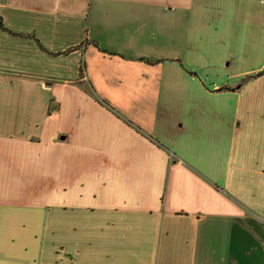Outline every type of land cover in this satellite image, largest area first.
<instances>
[{
  "label": "crops",
  "instance_id": "obj_1",
  "mask_svg": "<svg viewBox=\"0 0 264 264\" xmlns=\"http://www.w3.org/2000/svg\"><path fill=\"white\" fill-rule=\"evenodd\" d=\"M0 18V264H264V0Z\"/></svg>",
  "mask_w": 264,
  "mask_h": 264
},
{
  "label": "trees",
  "instance_id": "obj_2",
  "mask_svg": "<svg viewBox=\"0 0 264 264\" xmlns=\"http://www.w3.org/2000/svg\"><path fill=\"white\" fill-rule=\"evenodd\" d=\"M0 28L1 29H4L3 28V23H2V20H1V18H0ZM73 49H78L77 47L76 48H73ZM67 52H64V54H66ZM83 69H84V62L83 61H81V65H80V72H83ZM262 74H264V71L263 72H261V73H258L255 77H259V76H261ZM246 81V79L245 80H243V82H245ZM242 82V83H243ZM241 84H238L236 87H234V88H228V87H222V88H220L218 91L220 92V91H235V90H237L238 88H239V86H240Z\"/></svg>",
  "mask_w": 264,
  "mask_h": 264
}]
</instances>
